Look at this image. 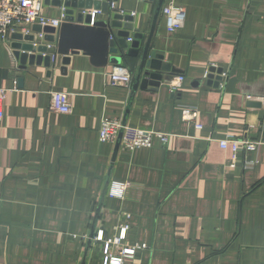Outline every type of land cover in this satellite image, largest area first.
I'll list each match as a JSON object with an SVG mask.
<instances>
[{"label":"crops","instance_id":"0c3cea01","mask_svg":"<svg viewBox=\"0 0 264 264\" xmlns=\"http://www.w3.org/2000/svg\"><path fill=\"white\" fill-rule=\"evenodd\" d=\"M170 3L184 9L171 32ZM63 8L42 0L41 13L59 18ZM117 10L134 12L129 37L141 38L137 55L119 49L120 61L106 66L82 52L63 62L32 24L27 33L50 63L20 68L11 43L21 41L10 35L26 32L0 37V264H105L134 245L122 264H264V0H109L96 19ZM150 34L149 51L173 71L134 85ZM113 65L130 71L127 86L110 84ZM211 67L221 80L207 77ZM52 91L68 94V114L50 111ZM183 108L197 112L195 122ZM103 117L168 140L133 150L120 138L117 147L100 142ZM228 134L262 143L234 155L217 141ZM112 180L126 183L123 198L106 194Z\"/></svg>","mask_w":264,"mask_h":264},{"label":"water","instance_id":"95a60500","mask_svg":"<svg viewBox=\"0 0 264 264\" xmlns=\"http://www.w3.org/2000/svg\"><path fill=\"white\" fill-rule=\"evenodd\" d=\"M109 0H44L46 4L55 6H63L65 9V17L57 26H44L39 24L32 26L33 32L44 33L43 41L54 43V50L57 54L63 55V62H67L69 54L82 52L89 56L90 61L95 66H106L108 63H118L120 57L116 54L119 49H127L128 54L137 55V47L141 34L135 33L132 43L128 45L126 38L129 37V29L132 28L131 16L122 15L119 13L113 14L109 19H96L93 24H90V16L83 15L82 10L94 9L106 11ZM79 9L77 14H74V9ZM114 34V28H120ZM13 40L21 42L11 43L13 55L20 61V68L25 67L26 63L32 64L35 61L43 62L44 65H49L50 55L45 44L38 42L34 33H19L14 32L10 35ZM146 42L141 54L138 73L135 76V84L143 75L142 85L153 84L157 85V81L161 80L163 72L173 71L169 64L163 62L162 54L155 51H149V41ZM217 80H221V68L211 67L209 69L208 78L214 74ZM21 79L18 80L19 85ZM121 137V132L118 138ZM119 145L118 141L116 147Z\"/></svg>","mask_w":264,"mask_h":264},{"label":"built area","instance_id":"2783aa9c","mask_svg":"<svg viewBox=\"0 0 264 264\" xmlns=\"http://www.w3.org/2000/svg\"><path fill=\"white\" fill-rule=\"evenodd\" d=\"M111 8L115 9L114 5ZM42 0H0V37L6 39L7 36L16 31L18 27L23 29L24 32L29 31V27L32 24H39L41 27L53 26L57 27L65 17V9L63 8L59 18H53L45 16L41 13ZM119 14L124 15L122 10H117ZM84 15L90 16V24L96 20L97 16L101 13V10H83ZM163 13L166 16V27L169 32L180 28L184 23V9L181 6L175 4H168L163 7ZM130 15H134L132 12ZM129 41H132L131 37H128ZM223 74L221 73V76ZM110 84L112 85H124L127 86L131 81L130 71L122 65H113L108 72ZM183 77L178 75L172 80L168 86L170 91L177 92L181 86ZM7 90L0 87V120L3 117V104L6 98ZM49 109L55 113L68 114L71 111V104L69 96L66 92L52 91L50 93ZM197 112L190 108L182 109V118L187 122H195ZM196 128H201V124L196 123ZM264 132V122L261 126ZM122 132L120 140L118 138L119 133ZM168 133L144 130L139 128H132L127 125H123L120 120L116 118L101 119L100 128L98 131V139L100 142L115 143L118 140L120 144L128 150H133L139 147H149L152 144V139L157 137L162 143L168 140ZM219 146L222 149L230 148L235 155L238 150L243 149L247 152H254L261 141L250 140L248 138H242L235 135H226L223 138L217 140ZM126 183L122 181H110L106 194L110 197L123 198L126 191ZM128 217V215H126ZM127 225L121 227L120 233L116 240L120 241L124 238ZM138 245H134L121 250V255L118 257H105V264L107 261L112 264H122L124 258H130L133 256L134 251L138 248Z\"/></svg>","mask_w":264,"mask_h":264}]
</instances>
